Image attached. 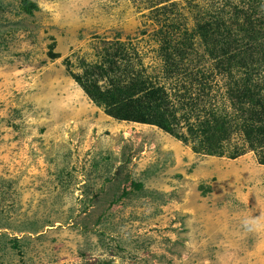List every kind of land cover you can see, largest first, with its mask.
I'll use <instances>...</instances> for the list:
<instances>
[{
	"label": "rangeland",
	"instance_id": "1",
	"mask_svg": "<svg viewBox=\"0 0 264 264\" xmlns=\"http://www.w3.org/2000/svg\"><path fill=\"white\" fill-rule=\"evenodd\" d=\"M23 1L0 0V264H264V148L246 150L237 132L221 157L205 155L154 126L114 120L75 81L121 44L133 68L182 97L214 66L196 25L234 32L237 12L264 18V0L159 5H172L175 41L186 44L184 72L169 78L159 0ZM208 80L200 109L236 118L227 78ZM235 148L241 155L229 158Z\"/></svg>",
	"mask_w": 264,
	"mask_h": 264
},
{
	"label": "trees",
	"instance_id": "2",
	"mask_svg": "<svg viewBox=\"0 0 264 264\" xmlns=\"http://www.w3.org/2000/svg\"><path fill=\"white\" fill-rule=\"evenodd\" d=\"M159 1L155 11H159L163 20H158L162 24L156 34L157 52L164 64L162 73L169 78L184 72L176 62L178 57L185 56L182 47L186 44L175 41L180 40L181 25L169 19L172 5L159 6L170 0ZM23 3L30 4L29 0ZM23 10L31 12L32 8L26 6ZM236 14L241 15L243 22L234 32L220 28L217 23L213 25L211 20L196 25L194 33L202 39L214 66L210 72H196L194 80L182 86L186 93L182 97L173 95L172 98L164 86L153 82L143 70L133 68L132 59L127 57L121 44L112 52L105 51L102 62L92 68L96 73L90 75L89 71L83 79L78 77L75 81L114 120L154 126L194 151L221 157L224 147L229 145L228 138L239 132L245 149L259 152L264 148V90L258 84L259 72L264 70V18L252 19L246 12ZM181 32L186 33V30ZM188 44L191 51L192 44ZM241 70L244 74L235 78L234 72ZM211 73L227 78L224 82L226 98L232 103L236 118L219 115L210 105L209 109H200L204 105V93L212 91L211 84L207 86ZM99 78L106 80L105 88L97 85ZM196 82L200 92L191 94V89L186 86ZM240 151L233 149L229 158L239 157ZM131 187L138 190L141 184L131 183Z\"/></svg>",
	"mask_w": 264,
	"mask_h": 264
},
{
	"label": "clouds",
	"instance_id": "3",
	"mask_svg": "<svg viewBox=\"0 0 264 264\" xmlns=\"http://www.w3.org/2000/svg\"><path fill=\"white\" fill-rule=\"evenodd\" d=\"M244 224H245V226H246V227H248V228H249V230H251V227H250V225H251V222H250V221H248V220H245V221H244Z\"/></svg>",
	"mask_w": 264,
	"mask_h": 264
}]
</instances>
